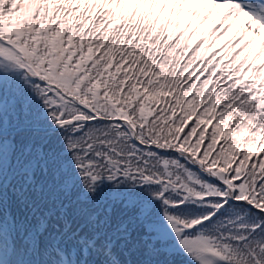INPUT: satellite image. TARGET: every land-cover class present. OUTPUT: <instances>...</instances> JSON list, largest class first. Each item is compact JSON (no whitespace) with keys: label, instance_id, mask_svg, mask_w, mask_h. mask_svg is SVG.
Segmentation results:
<instances>
[{"label":"snow or ice","instance_id":"1","mask_svg":"<svg viewBox=\"0 0 264 264\" xmlns=\"http://www.w3.org/2000/svg\"><path fill=\"white\" fill-rule=\"evenodd\" d=\"M0 264H264V0H0Z\"/></svg>","mask_w":264,"mask_h":264}]
</instances>
